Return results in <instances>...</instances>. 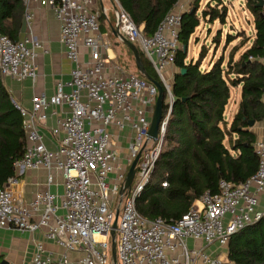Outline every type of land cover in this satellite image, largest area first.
<instances>
[{
	"label": "built area",
	"instance_id": "obj_1",
	"mask_svg": "<svg viewBox=\"0 0 264 264\" xmlns=\"http://www.w3.org/2000/svg\"><path fill=\"white\" fill-rule=\"evenodd\" d=\"M28 1L22 0L26 35L12 42L0 33L2 77L34 80L37 54L45 51L30 33ZM33 1L52 11L58 41L72 66L68 79L56 81L50 95L32 94L28 107L13 101L22 119L25 148L13 164V176L0 188V230L40 232L62 250L53 258L45 254L41 242H35L26 264H72L69 254H75V264H111L108 234L114 206L125 173L139 153L130 188L118 204L116 264H232L226 258L229 237L264 215L258 207L264 192V137L253 142L257 166L251 177L237 185L218 181L216 193L205 192L178 219H146L134 207L153 171L171 109L180 11L171 8L152 34L144 36L116 0H106L109 7L104 0ZM100 18L140 50L161 84L166 109L154 139L147 138V129L156 89L137 72L111 60V43L100 30ZM260 61L264 64V40ZM260 97L264 103V89ZM50 106L68 110L50 129L56 137L52 149L40 133ZM39 169L46 172L47 185L51 173H59L62 191L37 192L24 203L13 195L11 186L26 170ZM160 187L166 188V182Z\"/></svg>",
	"mask_w": 264,
	"mask_h": 264
},
{
	"label": "trees",
	"instance_id": "obj_2",
	"mask_svg": "<svg viewBox=\"0 0 264 264\" xmlns=\"http://www.w3.org/2000/svg\"><path fill=\"white\" fill-rule=\"evenodd\" d=\"M144 36L155 30L159 21L177 0H116ZM251 14L253 36L236 58L235 46L226 58L222 55L201 70L198 58L186 61V49L199 22L196 14L199 0L180 14L170 91L172 103L153 171L134 201L136 212L146 219L161 218L166 222L185 214L192 202L205 192L216 193L218 181L237 185L251 177L257 166L253 142L257 138L247 122H262L264 103V6L258 0H242ZM219 0H216L218 5ZM22 0H0V33L16 42L22 26ZM200 16L224 23L225 6L202 9ZM112 22V21H111ZM242 31V30H240ZM232 34H226L225 42ZM219 37V33L216 38ZM236 37H238L236 35ZM182 46L185 50H182ZM137 48V47H136ZM147 74L158 78L137 48ZM183 68L182 73L179 69ZM126 69V68H125ZM0 75V188L13 176V164L21 159L25 136L21 116ZM159 82V81H158ZM240 85L239 99L231 119L223 118L229 98V86ZM166 104L163 102L161 113ZM226 139V143H225ZM165 181L167 187L161 188ZM226 258L232 264H264V215L229 237ZM1 260V258H0Z\"/></svg>",
	"mask_w": 264,
	"mask_h": 264
},
{
	"label": "crops",
	"instance_id": "obj_3",
	"mask_svg": "<svg viewBox=\"0 0 264 264\" xmlns=\"http://www.w3.org/2000/svg\"><path fill=\"white\" fill-rule=\"evenodd\" d=\"M189 2L190 0H177L175 6H180L182 9L187 8ZM240 2L242 3L243 1L240 0ZM27 6L28 11L32 14L30 33L41 42L45 51H39L37 54L36 76L34 80L30 78L21 80L3 79L12 100L24 107L29 106L30 96L34 93H43L46 96L50 95L54 90L56 81L64 82L68 79L69 70L72 66V63L64 55L62 44L58 41V23L54 19L52 11L33 0H29ZM106 26L104 27V31H102L101 27L100 30L104 35H107L106 37H108L111 43L110 50L108 51L109 57L112 58V61L117 62L125 68L120 63L124 60V56L122 53L115 51L114 48L117 46L115 38L111 35L110 26ZM26 33L27 29L22 20L19 39H22ZM111 36L114 38L113 42L109 38ZM82 59H85V57ZM64 90H67V87H64ZM46 114V119L40 127V133L43 136L45 146L52 149L56 145V137L51 136L50 129L55 125L58 118L68 115V110L66 108L61 109L60 107L50 106L46 110ZM251 128L257 138L264 137V119L262 122L253 123ZM125 144V141L120 139V145L123 147ZM45 190L52 194L61 193L59 173L53 171L51 173V183L47 185L46 172L44 170H26L17 178V183L11 186L13 195L24 203L31 201L35 193ZM258 207L264 209V192L258 197ZM35 242H41L45 254L48 253L53 258L58 257L62 253V250L52 241L45 240L40 232L20 233L3 229L0 230V258L1 260H5L7 264H26L33 253ZM68 256L70 262L75 264V254H69Z\"/></svg>",
	"mask_w": 264,
	"mask_h": 264
},
{
	"label": "rangeland",
	"instance_id": "obj_4",
	"mask_svg": "<svg viewBox=\"0 0 264 264\" xmlns=\"http://www.w3.org/2000/svg\"><path fill=\"white\" fill-rule=\"evenodd\" d=\"M207 2L211 7L220 8V6H225V17L224 23H220L217 19L209 21L207 17L203 18L200 16L201 10L207 8ZM106 6H110L106 0L103 1ZM193 0H190L187 8H181L173 6V9L180 11V14L183 11L192 8ZM109 23L113 21L111 10L108 12ZM196 14L199 16V22L194 28L193 33L190 36V39L187 44L186 49V61L195 60L198 58V54L201 50L200 56L201 61L199 67L201 70L207 69L210 62L217 59L222 55L223 60L226 58L227 54L231 52V47L235 46L236 49L233 51V57L236 58L238 54L243 51L251 41L253 36V22L251 14L243 7V4L240 0H219L218 5H216V0H199L197 4ZM100 27L104 31L106 23L99 19ZM107 27V26H106ZM242 30V31H240ZM219 33V37L216 38V35ZM226 34H232L231 40L225 42ZM236 35L238 37H236ZM113 42L114 38L109 37ZM115 51L122 53L124 56L120 63L125 66L126 70L136 73L132 55L130 51L121 43H118L115 46ZM121 55V57H122ZM240 85L229 86V98L225 106L223 118L227 122L232 117L235 112L238 99H239ZM226 143V139H225ZM118 208V204H115L114 210ZM187 246L190 248V242L187 243ZM223 252V251H221Z\"/></svg>",
	"mask_w": 264,
	"mask_h": 264
},
{
	"label": "water",
	"instance_id": "obj_5",
	"mask_svg": "<svg viewBox=\"0 0 264 264\" xmlns=\"http://www.w3.org/2000/svg\"><path fill=\"white\" fill-rule=\"evenodd\" d=\"M257 5L262 7L263 6V0H258ZM110 32H111V35L115 38V44L116 45L118 43H121L130 51L136 72L141 77H143L148 82H150L156 89L155 101H154V104L151 108V114H150V118H149V126L147 129V138L154 139L156 137V134H157L158 124H159V120L161 118V111H162V104H163V90H162L161 84L158 81L154 80L152 77H150L147 74V72L144 70L137 48L131 42L126 40L125 37L120 35L115 26L111 27ZM181 48L183 51L185 50L184 46H182ZM183 71H184L183 68L179 69L180 73H182ZM253 123L254 122L252 120L247 122L249 127H251L253 125ZM138 155H139V153H137L134 156V159L132 160L131 164L129 165V167L125 173L122 187L120 188V190L118 192L120 199L122 196H124L128 192V190L130 188V183H131L133 175H134V166L137 162ZM120 199L118 200V204L120 203ZM117 217H118V208H116L114 210V216H113V220L111 223V230L109 231V234H108V236H109V248H110L109 260H110L111 264H116L115 229H116ZM0 264H7V262L5 260H0Z\"/></svg>",
	"mask_w": 264,
	"mask_h": 264
}]
</instances>
